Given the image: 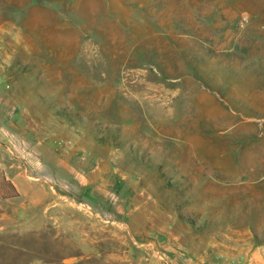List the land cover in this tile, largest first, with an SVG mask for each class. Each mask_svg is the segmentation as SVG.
I'll return each instance as SVG.
<instances>
[{
  "label": "rangeland",
  "instance_id": "1",
  "mask_svg": "<svg viewBox=\"0 0 264 264\" xmlns=\"http://www.w3.org/2000/svg\"><path fill=\"white\" fill-rule=\"evenodd\" d=\"M81 14L29 48L10 32L22 19L0 15V103L49 138L56 205L19 206L0 264H172L165 236L191 264H248L250 248L264 264V0H84Z\"/></svg>",
  "mask_w": 264,
  "mask_h": 264
},
{
  "label": "crops",
  "instance_id": "2",
  "mask_svg": "<svg viewBox=\"0 0 264 264\" xmlns=\"http://www.w3.org/2000/svg\"><path fill=\"white\" fill-rule=\"evenodd\" d=\"M84 0H0V10H5L10 18H21L18 27L15 25L16 41L24 42L26 48L47 40V34L63 31L66 28H78L81 26V8ZM11 23V21H10ZM14 25L15 23H11ZM5 31V30H4ZM22 33H27L23 38ZM27 126L24 124L22 114L16 107L0 103V166L4 177L19 193L18 197H6L0 199V242L5 238L16 240L17 232L11 234V230L19 226V206L27 214L39 212L46 215L56 205H51V188L47 179L50 177L47 166L50 147L49 138L27 135ZM25 159L28 168L22 170L21 162ZM30 173V174H29ZM8 191L12 188L8 186ZM22 224V225H21ZM20 226H23L21 222ZM26 229L36 225L33 221H27ZM5 230V232H3ZM171 232L169 233V235ZM160 241L164 243L168 255L172 258V264H191V259L186 257L187 247H183L178 237H168ZM156 241V240H155ZM154 241V243H155ZM177 241V242H175ZM8 247H17L9 244ZM185 251L186 253H184ZM248 264H256L259 259L258 248H250ZM157 253L153 256L156 257ZM185 256V258H183ZM224 264H230L234 255L223 254ZM158 258V257H157ZM157 264H162V258H158ZM247 264V263H246Z\"/></svg>",
  "mask_w": 264,
  "mask_h": 264
},
{
  "label": "trees",
  "instance_id": "3",
  "mask_svg": "<svg viewBox=\"0 0 264 264\" xmlns=\"http://www.w3.org/2000/svg\"><path fill=\"white\" fill-rule=\"evenodd\" d=\"M5 186H10L12 188V194H9L11 195L12 197H18L19 196V193L16 192V190L14 189V187L8 182L6 181L5 178H2V180L0 181V193H2V191H4V188ZM9 195H4V193L0 196L2 197H9Z\"/></svg>",
  "mask_w": 264,
  "mask_h": 264
},
{
  "label": "built area",
  "instance_id": "4",
  "mask_svg": "<svg viewBox=\"0 0 264 264\" xmlns=\"http://www.w3.org/2000/svg\"><path fill=\"white\" fill-rule=\"evenodd\" d=\"M230 264H241L240 263V261H239V259H232L231 261H230Z\"/></svg>",
  "mask_w": 264,
  "mask_h": 264
}]
</instances>
